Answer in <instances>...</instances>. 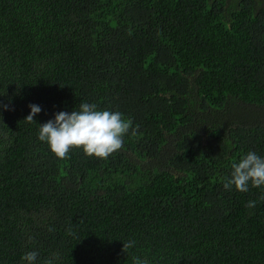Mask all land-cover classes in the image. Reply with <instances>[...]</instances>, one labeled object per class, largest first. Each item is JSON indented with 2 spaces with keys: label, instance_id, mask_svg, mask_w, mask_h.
Returning <instances> with one entry per match:
<instances>
[{
  "label": "trees",
  "instance_id": "trees-1",
  "mask_svg": "<svg viewBox=\"0 0 264 264\" xmlns=\"http://www.w3.org/2000/svg\"><path fill=\"white\" fill-rule=\"evenodd\" d=\"M80 103L131 120L121 150L38 139ZM249 151L264 0H0V264H264V187H223Z\"/></svg>",
  "mask_w": 264,
  "mask_h": 264
},
{
  "label": "clouds",
  "instance_id": "clouds-1",
  "mask_svg": "<svg viewBox=\"0 0 264 264\" xmlns=\"http://www.w3.org/2000/svg\"><path fill=\"white\" fill-rule=\"evenodd\" d=\"M30 112L25 117L29 123L41 112L38 105L30 104ZM36 123V122H35ZM132 122L119 111L98 109L96 104L80 103L71 112L60 111L40 125L38 139L47 142L50 150L61 159L67 158L73 148H80L86 155L107 159L124 146L123 138L129 132ZM252 187H264V157L249 151L238 162L232 164L231 177L226 178L223 187L231 190L234 186L240 192H248ZM249 201L247 208L255 207ZM134 241L123 242L122 251L133 246ZM38 252L28 251L22 256L26 264H35ZM46 264H52L49 260ZM134 264H147V261L134 258Z\"/></svg>",
  "mask_w": 264,
  "mask_h": 264
}]
</instances>
